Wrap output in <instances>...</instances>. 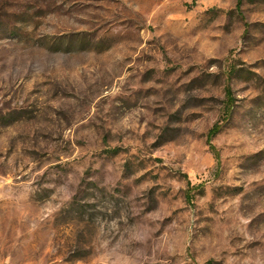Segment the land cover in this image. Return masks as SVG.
<instances>
[{
	"label": "rangeland",
	"instance_id": "1",
	"mask_svg": "<svg viewBox=\"0 0 264 264\" xmlns=\"http://www.w3.org/2000/svg\"><path fill=\"white\" fill-rule=\"evenodd\" d=\"M0 264H264V0H0Z\"/></svg>",
	"mask_w": 264,
	"mask_h": 264
}]
</instances>
